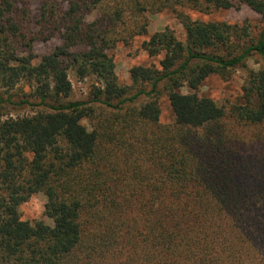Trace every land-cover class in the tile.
I'll list each match as a JSON object with an SVG mask.
<instances>
[{"label":"trees","instance_id":"trees-1","mask_svg":"<svg viewBox=\"0 0 264 264\" xmlns=\"http://www.w3.org/2000/svg\"><path fill=\"white\" fill-rule=\"evenodd\" d=\"M243 6L261 19L186 11ZM165 10L185 41L169 26L152 33L141 49L159 65H133L121 84L111 51ZM55 36L39 57L34 43ZM255 55L264 61V0H42L37 18L31 0H0V86L26 83L36 99L0 115V264H264V66L248 71L242 104L199 93ZM70 70L97 78L86 99L72 97ZM38 192L53 224L21 217Z\"/></svg>","mask_w":264,"mask_h":264},{"label":"rangeland","instance_id":"rangeland-1","mask_svg":"<svg viewBox=\"0 0 264 264\" xmlns=\"http://www.w3.org/2000/svg\"><path fill=\"white\" fill-rule=\"evenodd\" d=\"M41 1L42 0H31L34 18H37L38 7ZM186 11L193 18H199L202 20H221L230 23H240L245 19H250L253 23H257L261 19V15L247 6H243L240 9H221L214 11L211 14H204L190 9H187ZM149 17L150 25L148 35L137 36L130 44L124 45V43H119L118 46L111 51L116 64V73L121 84L130 85L132 83L129 70L133 65H150L153 63L159 65V60L162 55L158 57H150L141 49L142 41L148 38L152 33L163 31L169 26L178 39L182 41H185L186 39L185 28L173 11L165 10L160 13L150 14ZM60 43H62V39L59 36H55L46 41H36L34 43V49L39 57H41L42 55L51 52ZM263 66V59L259 55H255L251 57L245 65H241L240 67L228 71L224 76L219 74L210 75L200 86L199 93L201 95L212 97L219 105L228 109L233 105L242 104V85L248 71L252 69L257 70ZM70 78L73 82L72 97L75 99H86L89 96L93 85L97 84V78L95 76L79 79L73 70H70ZM183 91L188 92V88H183ZM30 92L31 89L26 83H20L9 92L5 91V89L0 86V95L6 99L8 94H11L12 102H14L13 104L7 101L0 103V115L6 117L10 115L17 116L31 113L32 106L26 102L23 103V100L26 98H29L32 101L36 100L29 96ZM159 101L162 109V122L172 123L175 119V115L167 96L163 94ZM83 123H85L89 129H92L91 121L84 119ZM47 201L48 198L44 192L33 194L19 207L22 219L30 220L32 222L42 219L49 224H53V220L45 213Z\"/></svg>","mask_w":264,"mask_h":264}]
</instances>
